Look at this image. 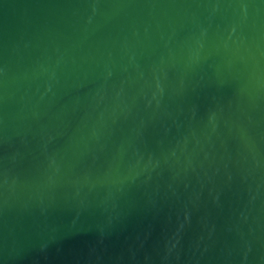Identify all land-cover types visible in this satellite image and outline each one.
<instances>
[{"label": "water", "instance_id": "95a60500", "mask_svg": "<svg viewBox=\"0 0 264 264\" xmlns=\"http://www.w3.org/2000/svg\"><path fill=\"white\" fill-rule=\"evenodd\" d=\"M0 264H264V0H0Z\"/></svg>", "mask_w": 264, "mask_h": 264}]
</instances>
